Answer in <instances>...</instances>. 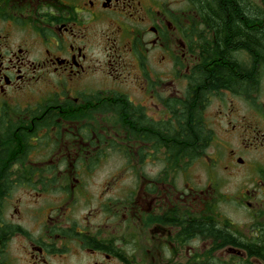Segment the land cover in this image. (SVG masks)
<instances>
[{
	"label": "flooded vegetation",
	"instance_id": "1",
	"mask_svg": "<svg viewBox=\"0 0 264 264\" xmlns=\"http://www.w3.org/2000/svg\"><path fill=\"white\" fill-rule=\"evenodd\" d=\"M183 1L181 10V0H0V264H264V181L254 155L264 146L261 123L225 128L228 151L206 156L204 186L186 180L203 157L170 154L165 143V122L191 87L182 96L172 85L181 67L191 74L200 63L198 31L211 47L245 50L220 44L211 12L198 29L196 0ZM249 1L250 31H264V0ZM128 63H137L131 83L141 93L117 86ZM148 63H173L172 88L150 81ZM97 73L112 87L95 85ZM41 84L54 87L49 97L15 106ZM113 155L159 167L130 173L125 188L112 175L93 193L90 166ZM24 164L27 171L13 170ZM217 169L240 177L233 196L216 192ZM22 188L39 208L31 231L7 215ZM6 222L18 230L9 234ZM9 237L27 239L23 258L10 257Z\"/></svg>",
	"mask_w": 264,
	"mask_h": 264
},
{
	"label": "rangeland",
	"instance_id": "2",
	"mask_svg": "<svg viewBox=\"0 0 264 264\" xmlns=\"http://www.w3.org/2000/svg\"><path fill=\"white\" fill-rule=\"evenodd\" d=\"M188 5V2L181 0V10L186 9ZM197 27L198 29H204L206 25L203 23L202 26L199 25ZM198 32V42L199 40H205L204 44L207 45L208 36L206 35V33L202 31V34H200V31ZM244 57L245 56H243V58ZM172 64L173 63H148V68L154 69L155 71V73L151 74L149 79L150 81L159 80L166 82L167 84L163 86L164 89H162V91L169 90L170 88H172V86H174L180 93V95L182 94V96H185V94L189 91L190 74H185L187 70L185 69V67H181V74L179 78L177 76L175 84L170 86L168 82L171 80L172 73L170 70L172 69ZM105 68L109 72H111L112 70V67L110 68L109 66H105ZM184 71L185 73H183ZM108 74L111 75V73ZM139 75L140 72L138 71L137 63H128V68L124 70L122 75L126 76L127 79L124 83L118 84L117 86L121 87L127 92H133V88L136 87V94L138 92L141 93L139 84L131 83V77L134 78L135 76ZM96 80L99 83L96 82ZM96 80L94 78L95 85H102L106 88L112 87L111 82L103 77V75L97 73ZM87 82L90 81L88 80ZM157 86L159 85L154 83L153 87L155 88ZM36 89L35 92L37 94L34 98L25 99L15 106L22 104L29 105V102H36L39 100L43 101L44 99L40 98H43L44 96L49 97L50 93L54 91L53 86L45 84H41ZM232 90L235 91L234 89L220 90L219 92L212 94L209 97V101H207L205 105L204 112L202 113V119L204 120L205 125L211 131V139L207 144V148L201 153V157L203 158L197 161V163L193 166V169L191 168L192 176L189 175L186 179L192 181L193 184L196 183L198 186L199 184H202V186H204L206 182H208L209 175L211 174V167L207 164L208 160L206 159V156L216 157L217 155H225L228 151L227 147H225L224 144L226 127H230L233 124L238 123L239 121H241V124H254L255 122H260L261 132L264 133V73L262 74V77L259 80L258 84L255 85L254 88L252 87L248 89V91H244L245 93L243 96L236 94ZM72 101L73 104L76 105L79 103H76V101L74 100ZM75 113L77 114V112ZM169 117L171 118L172 115H165V119H169ZM206 136L209 137V134H206ZM9 144L10 145L8 146L7 150L10 156L16 151L17 144L14 143L13 140ZM258 146L260 148L258 147L255 150L254 155L256 156V158H258V163H256V165L259 168L260 178L262 181H264V146L262 147L259 144ZM29 164L32 167H35L36 165L31 163ZM29 164H24L22 165V167H20V165H15L13 167V170H19L21 172L27 171L30 167ZM157 166L158 164L154 165L151 163L144 164V166L142 167L139 164H126L123 159L119 158L117 155H113V158L108 159V161H102L99 164L90 166L88 172L92 175V178L89 180V187L92 189V192L95 193L97 189L101 187L103 181L105 179L112 178L113 175L117 178L116 180H114L115 185L118 183L121 184L120 187L125 188L126 185L129 186L130 184L134 183L133 177H131L130 173H134L136 171L141 172L143 170L147 171L151 175H156ZM214 172L216 174L215 181H217V184L215 185L216 192H218L219 194L224 193L225 195L230 194L231 196H233L234 192H236V190L240 188V177L225 178L220 176L218 169L214 170ZM176 179V183H178V181H181V184L178 183V185L181 187L183 184V174H178V176H176ZM93 196L95 195H92V197ZM31 201L32 199L29 198V194H27L26 191L22 188L21 190L16 189L12 200L6 202V205L8 206L6 207V209H8L7 215H9L11 212L15 213V218L21 220L22 225L26 226L29 231L32 230V227L34 225V215L39 214V208L31 205L35 204ZM83 204H88V201L84 202ZM15 209H17V212L14 211ZM22 244H27V239H25L24 237H17L14 239L11 238L9 240L8 248L10 257H24V249H21L23 247Z\"/></svg>",
	"mask_w": 264,
	"mask_h": 264
},
{
	"label": "trees",
	"instance_id": "3",
	"mask_svg": "<svg viewBox=\"0 0 264 264\" xmlns=\"http://www.w3.org/2000/svg\"><path fill=\"white\" fill-rule=\"evenodd\" d=\"M194 5L198 13L197 26H202L203 23L207 25L211 12L220 44L229 45L230 41H239L244 44L245 50H224L204 44L205 40L197 41L200 63H196L189 75L190 91L185 100L180 99V110L173 114L174 119L165 122L164 129L169 153L191 156L192 159L201 155L211 139V131L202 119L209 97L220 90L230 89H234L232 91L236 94H244V91L258 84L264 73V31H250L253 30L251 13L254 10L251 1L196 0ZM5 133L10 136L9 131L6 130ZM4 229L6 232L10 231L9 234L18 230L10 227L7 222Z\"/></svg>",
	"mask_w": 264,
	"mask_h": 264
}]
</instances>
